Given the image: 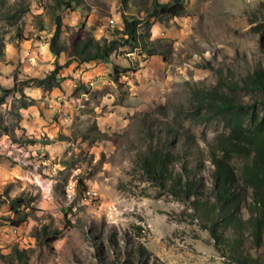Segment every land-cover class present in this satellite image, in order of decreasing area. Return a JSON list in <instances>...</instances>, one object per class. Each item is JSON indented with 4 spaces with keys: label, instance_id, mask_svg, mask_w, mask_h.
Wrapping results in <instances>:
<instances>
[{
    "label": "rangeland",
    "instance_id": "374dc122",
    "mask_svg": "<svg viewBox=\"0 0 264 264\" xmlns=\"http://www.w3.org/2000/svg\"><path fill=\"white\" fill-rule=\"evenodd\" d=\"M154 1L0 0V264H11L16 249L26 250L28 264H106L113 224H141L144 244L165 264H233L197 221L175 215L183 201L118 184L136 179L130 172L154 117L193 133L206 150L229 131L199 107L197 92L264 65V0H180L178 15ZM57 16L63 51L38 57L32 43L51 40ZM125 17L141 20L140 46L126 43ZM77 32L113 39L116 48L108 60L66 64ZM56 60L63 66L49 77ZM222 89L264 116V93ZM19 142L34 151L35 165L14 159ZM17 194L29 203L18 226Z\"/></svg>",
    "mask_w": 264,
    "mask_h": 264
},
{
    "label": "trees",
    "instance_id": "16d2710c",
    "mask_svg": "<svg viewBox=\"0 0 264 264\" xmlns=\"http://www.w3.org/2000/svg\"><path fill=\"white\" fill-rule=\"evenodd\" d=\"M154 8L178 15L185 7L180 0H155ZM140 23L139 18H124L122 32L127 44L140 46ZM61 25V17L57 16V28L49 41L50 49L56 55L63 51L58 45ZM115 44L113 39L100 41L92 34L82 37L77 32L70 57L65 63L72 60H108L116 48ZM62 66L56 60L55 67L47 76L55 77ZM230 80L224 77L220 80L221 87L199 89L197 92L199 107L206 105L209 110L215 111L229 126L227 133L219 134L206 150L193 133L176 129L159 117H154L147 125L148 145L137 152L135 166L130 172L136 179L118 184V187L142 195L150 194L149 188L155 187L157 194L170 195L183 201L186 208L175 215L197 221L209 233L210 242L225 259L233 264H262L264 116L249 111L237 96L222 89V85L264 93V65L254 66L241 79ZM246 120H249L248 125H243ZM21 194L11 198L12 210L20 218L17 226L23 221L21 217L29 205ZM22 205L25 206L23 209ZM112 227V232L107 236L109 251H102L106 264H165L144 244L141 224H113ZM120 239L122 245L119 244ZM12 254L13 259H9L11 264L15 259L20 260L21 264H28L25 249H16V253Z\"/></svg>",
    "mask_w": 264,
    "mask_h": 264
},
{
    "label": "crops",
    "instance_id": "0c3cea01",
    "mask_svg": "<svg viewBox=\"0 0 264 264\" xmlns=\"http://www.w3.org/2000/svg\"><path fill=\"white\" fill-rule=\"evenodd\" d=\"M32 46L34 49L38 51V55H39L38 57L45 59L47 58L48 60L55 58V54L50 49L49 42L44 43L39 41V45H38V41H37V42H33ZM49 64L52 65V62H50Z\"/></svg>",
    "mask_w": 264,
    "mask_h": 264
},
{
    "label": "bare ground",
    "instance_id": "6f19581e",
    "mask_svg": "<svg viewBox=\"0 0 264 264\" xmlns=\"http://www.w3.org/2000/svg\"><path fill=\"white\" fill-rule=\"evenodd\" d=\"M20 145H24V144H20ZM17 151H18V153L16 155V158L18 160H24V165L29 166V165H35L36 164V162H34V160L31 159V157H27V150L25 148H17Z\"/></svg>",
    "mask_w": 264,
    "mask_h": 264
},
{
    "label": "built area",
    "instance_id": "2783aa9c",
    "mask_svg": "<svg viewBox=\"0 0 264 264\" xmlns=\"http://www.w3.org/2000/svg\"><path fill=\"white\" fill-rule=\"evenodd\" d=\"M31 60H32V63H34L33 58H32ZM17 148H25V149L27 150V157H31V159H33L34 162H38V159H37V157L35 156L34 151L29 147V145H20V142H19ZM12 154H14V156H15L14 159H15L16 161H18L19 164H21V165L24 166V160H18V159L16 158V153H15V151H14Z\"/></svg>",
    "mask_w": 264,
    "mask_h": 264
}]
</instances>
